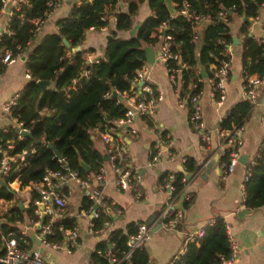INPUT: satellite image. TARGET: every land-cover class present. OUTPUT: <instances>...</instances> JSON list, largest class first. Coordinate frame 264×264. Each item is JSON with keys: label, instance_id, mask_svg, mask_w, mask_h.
Masks as SVG:
<instances>
[{"label": "trees", "instance_id": "obj_1", "mask_svg": "<svg viewBox=\"0 0 264 264\" xmlns=\"http://www.w3.org/2000/svg\"><path fill=\"white\" fill-rule=\"evenodd\" d=\"M50 0H26L20 3L18 10H12L10 30L12 35L3 34L0 40V56L4 49H10L13 55L18 53L20 46L25 53V62L30 81L26 84L12 109L11 116L15 121L24 123L32 135V139L24 138L16 141L17 149L27 148L32 143L36 153L29 158L28 165L21 172L20 180L23 185L41 180L46 168L56 169L59 163L55 152L66 161L68 167L85 173L80 161H84L91 173L95 172L103 162V156L94 148L91 139V129L98 125L110 126L112 121L124 115L125 104L117 103L116 98L106 97V92L113 90L129 91L137 69L144 65V45L158 39L159 35H171V51L178 53L182 62L186 64L181 72L183 84L182 93L187 85H195L193 92L202 89L201 75L195 71L200 62L207 74L211 76L213 68L224 58L227 44L233 43L230 33V21L235 13L248 17H256L260 5L264 0H187L197 12L214 18L219 10L226 9L228 22L214 20L207 23L196 32L183 16L177 14L178 6L184 0H171L176 5L171 12L165 0H124L127 2L126 11H116L117 0H83L74 5L71 13L58 20V31L45 35L39 42L33 43V20L41 16L47 9ZM148 2L153 14L147 17L138 27L136 35L122 38L121 31L129 30L132 26L133 15L139 5ZM236 5V11L229 12V8ZM1 6V0H0ZM115 17V28L106 39L104 58L89 66L91 74L88 78L79 77V69L84 62L82 53H71L63 44L67 39L71 47L80 44L84 33L93 28H100L108 24V18ZM165 25V27H164ZM247 21L243 22L242 32L246 33ZM164 27V28H162ZM200 46L197 49V42ZM169 66H175L174 60H169ZM210 66H212L210 68ZM2 68V67H1ZM199 70V69H198ZM243 70L248 75L264 78V43H258L252 36L245 35ZM78 78L75 88L65 90L72 85V80ZM38 80H51L53 87L47 88L42 94L37 84ZM247 100L237 103L225 118L221 127L228 129L232 124L240 122L251 108ZM47 110L48 114H44ZM110 116V120L106 119ZM15 135V134H14ZM13 137V135H12ZM35 140H39L36 143ZM48 144L50 146H46ZM53 147V148H51ZM193 159L188 160L187 171L192 173L197 169ZM174 184L176 190L183 189L181 178L183 173H175ZM166 173L160 174L163 184ZM0 197L10 199L12 193L5 187L0 188ZM189 201H184L187 205ZM90 201H85L87 207ZM245 205L249 208H259L264 205V148L260 152L251 175L245 181ZM15 214L20 213L18 207L9 209ZM211 225L205 227L204 235L198 243L189 244L187 252L174 264H218L220 258L229 256V243L226 223L223 218L215 217ZM103 218L97 220L96 226L102 225ZM65 226H72L63 222ZM15 237L22 247H29L18 239L17 229ZM136 226L129 224L126 231L117 229L111 232L107 241L97 244L91 255L94 264H110L106 251H111L117 258H122L127 250V240L134 233ZM101 253H97V251ZM132 264H148V255L144 249H137L131 256Z\"/></svg>", "mask_w": 264, "mask_h": 264}, {"label": "crops", "instance_id": "obj_2", "mask_svg": "<svg viewBox=\"0 0 264 264\" xmlns=\"http://www.w3.org/2000/svg\"><path fill=\"white\" fill-rule=\"evenodd\" d=\"M20 0H9L8 5L1 11L0 31L5 20L9 17L15 5ZM83 0H65L48 17L41 27L33 43L39 42L45 35L58 31L57 22L67 17L74 5ZM172 6L176 5L172 2ZM177 6V5H176ZM116 11H126L127 2L118 0L114 8ZM153 14L148 2L139 5L133 15L132 26L129 30L121 31L118 35L122 38H130L136 35L142 22ZM238 13L233 14L230 21V33L233 39L231 45L232 57L229 65V78L226 83V99L220 106L210 102L211 86L208 78H204L198 69L196 73L201 75V104L203 120L207 128L211 129L210 150L205 151L201 147L200 134L189 122V106L181 101L179 92H182V84L177 82L176 87L172 83L166 67L158 61L161 51L162 38L144 45V65L150 68V82L162 87L164 96L156 105V110L150 117H137L129 126L119 130L116 135L123 140L121 148L125 150L126 163L121 165V170H137L142 178L144 198L135 201L128 190H118L114 180L119 175L107 158L104 141H95L93 133H100L98 129H91L94 148L103 156L102 166L109 184L102 189L104 205L108 215L104 217L108 224L102 228L99 235L90 231V216L84 214V205L88 200L83 196L78 184L72 180L64 184L61 193L66 198V208L61 222H69L79 228L77 246L71 251L63 249H49L39 247L33 239L34 246L41 251L47 259L54 264H92L91 255L96 250L97 244L107 241L111 232L121 229L124 232L129 224L136 226L139 222L153 224L149 238L143 248L148 255V264H171L175 254L180 249L185 235L197 228L204 227L215 217L223 218L226 223L227 234L231 235L239 247V262L237 264H264V205L259 208H249L245 205V196L241 186L247 172V167L239 163L235 170L222 178L219 170V153L223 146V138L216 131L220 121L227 118L231 109L239 102L244 101L243 95V58L245 35L264 39V7H260L256 17H246ZM247 21L246 33L242 32L243 22ZM115 17L108 18V24L100 28L88 29L78 45L83 58L92 55L101 57L104 55L106 39L111 30L115 28ZM264 43V42H263ZM200 41L197 42V49ZM70 49V48H68ZM73 53L66 54L72 57ZM24 58V59H22ZM212 66H210L211 68ZM200 71V70H199ZM25 62V53L13 63L5 66L0 71V127L8 126L10 119L2 118L3 105L16 93H21L30 78ZM264 79V78H263ZM53 87V86H52ZM194 84L189 83L187 89L192 90ZM75 84L65 90L74 89ZM176 89L178 91H176ZM249 112L243 118L244 132L241 155L254 158L264 142V84L258 91V101L251 104ZM48 114L47 110H43ZM109 121V120H108ZM100 128L103 125H98ZM135 129V133L129 131ZM101 135V134H100ZM103 141V142H102ZM160 146V162L150 165L156 146ZM217 155V161L211 168L208 177L201 176L204 166ZM173 156V157H172ZM193 159L197 169L192 172L184 192L189 195L187 205L184 201H178L177 207L181 209V223L176 229H165L159 221H156L159 212L166 203L167 192L162 187L160 174L162 172H180V168L187 171L189 159ZM123 159V160H124ZM199 164L201 166L199 167ZM91 172V171H89ZM188 172V171H187ZM190 173V172H189ZM187 201V200H186Z\"/></svg>", "mask_w": 264, "mask_h": 264}, {"label": "built area", "instance_id": "obj_3", "mask_svg": "<svg viewBox=\"0 0 264 264\" xmlns=\"http://www.w3.org/2000/svg\"><path fill=\"white\" fill-rule=\"evenodd\" d=\"M8 1L9 0H1L0 20L1 11L8 5ZM64 1L65 0L48 1L47 9L42 12L41 16L33 20V38L38 35L45 20L50 17ZM21 2L26 3V0H20L15 5V10L20 8ZM177 6L178 10L176 13L186 18L190 23L195 33L194 39L197 38L196 32L205 24L211 23L214 20L228 22L226 9L219 10L214 18H210L209 16L197 12L190 6L187 0H184L181 4H177ZM260 7H264V2L261 3ZM236 8V5H233L228 11H236ZM12 14L11 12L3 24L0 31V40L5 33L9 35L13 34V31L10 30ZM262 24L264 28V22H262ZM90 29H93V27H90ZM158 37L162 38V46L160 54L158 55V61L166 67L168 75L175 87L177 86L175 85L177 82L183 84L181 72L186 68V64L182 62L178 53L171 51L172 36L162 34ZM256 41L258 43H263L264 39L257 38ZM231 45L230 43L226 45L224 58L213 68L211 76L207 77L211 86L209 99L210 102L216 106L223 104L226 99V83L229 78L228 68L232 57ZM17 51L18 53L13 55L10 49L3 50V54L0 56V71L5 66H8L22 57L23 50L20 46H17ZM68 58L71 59V57ZM101 58H104V55L101 57H93L90 55L84 58V62L79 69V77L88 78L92 70L89 66L97 63ZM169 60H174L177 64L175 66H169ZM198 73H200L199 70ZM26 77L30 78L28 72L26 73ZM77 80L78 78H74L72 80V85L76 84ZM140 82H142V84H140ZM263 84V78L257 75H248L243 70L242 88L244 100L249 101L251 104H255L258 101V91ZM192 90L186 88V91L183 93L179 92V97L181 101H185L189 106V122L200 134L202 149L209 151L211 148V129L206 127L203 120L201 90L197 92H193ZM176 91L178 90L176 89ZM116 92V102L125 104L126 109L124 115L113 120L110 126L105 124L102 128L99 126L94 128L98 129L102 140L106 142L107 156L112 160L113 168L119 172V175L114 180L116 188L118 190L130 191L135 201H141L144 198L141 175L137 170L126 169L120 171V162L124 157L117 151L121 149L123 140L117 137L116 134H112V132L115 128H129L137 117H150L153 115L157 103L163 99L164 91L162 87L153 85L150 82V68L143 65L136 70L130 90ZM111 93L112 92H106L105 96L109 97ZM19 96L20 93L14 94L2 107V111L10 117L11 122L8 126L0 127V188L5 187L12 193V197L10 199L0 197V264H54L34 246L33 239H35L39 247L53 250L63 249L69 252L77 246L79 238L78 226H65L60 220L64 215L67 204L66 198L63 196V193H61L62 187L70 180L78 184L83 196L90 201L88 208H86V210L84 209V214L90 216V231L95 235H99L102 228L108 224V221L104 219V217L108 215V210H106V206L104 205L102 189L109 184V181L102 165L93 173L86 171L85 173H80L78 170L68 167L65 159L55 154L54 156L59 163L58 168H46L40 181L29 182L23 185L20 180L21 172L23 168L28 165L29 158L36 153V148L32 143L27 148L17 149L16 147L15 139L22 140L27 138L21 133L23 131L30 132L23 122L15 121L11 116L12 109L16 105ZM222 121L223 119L220 123H222ZM262 121L264 122V116L262 117ZM244 129L243 119L236 124H232L228 129L222 128L221 124L216 128V131L222 136L224 141L219 153V156H221L219 170L222 178L231 174L240 163L239 158L242 154L241 149L244 142L242 134ZM129 131L131 133L136 132L133 128H130ZM45 145L49 146L48 144ZM263 148L264 142L258 154L251 160L248 159L245 164L247 172L244 183H242L241 186L244 196L245 181L251 175V170L256 164V160ZM160 156V146L157 145L156 151L151 157L150 165L158 164L160 162ZM165 173L166 180L162 184V187L167 192V200L159 212L156 221H159V224L163 228L172 230L176 229L181 223L182 214L181 209L177 207V202L188 200L189 195L184 192V189L189 179L183 174L181 178L183 189L177 191L174 184L176 179L175 172L168 171ZM2 181L5 183L3 186L1 185ZM17 197L21 198V208L18 207ZM15 206L19 208L20 213L15 214L11 220L10 218L13 213L10 212L9 209ZM101 218H103L102 225L97 227L96 222ZM213 221V219L210 220L207 225H211ZM154 224L155 223L146 224L144 222L136 224V230L129 236L127 240V250L122 258H117L111 251H106L105 255L108 256L110 264H132L131 256L133 252L143 248L145 241L151 234ZM206 226L194 229L185 235L183 243L173 257L171 264L176 263L179 258L187 252L189 244L198 243L199 239L204 235ZM11 227L17 229L18 239L25 244H29V247H22L19 245L14 230L10 229ZM228 243L229 256L227 258L221 257L218 264H237L240 260L238 244L231 235H228ZM97 253L101 252L98 250Z\"/></svg>", "mask_w": 264, "mask_h": 264}, {"label": "water", "instance_id": "obj_4", "mask_svg": "<svg viewBox=\"0 0 264 264\" xmlns=\"http://www.w3.org/2000/svg\"><path fill=\"white\" fill-rule=\"evenodd\" d=\"M165 1H166V3H167V6H168L169 10H170L171 12H174V8H173V6H172L171 0H165ZM245 19H246V17H244V20H245ZM233 39L236 40V38H233ZM62 40H63V44H64L67 48H70L71 51H72L73 53H77V52L80 51V47H79V46L71 47V45H70V43L67 41V39L63 38ZM22 59H24V58H22ZM198 67H199V70H200V74H201L204 78H206V77H207V74H206V72L204 71V68H203V66L201 65L200 62L198 63ZM37 84H38V86H39V88H40V92H41V94H42L47 88H50V87L53 86V82H52L51 80H38V81H37ZM140 84H142V82H140ZM116 96H117V92H116V90H113L112 93H111V97H112V98H115ZM106 119H107V120H110V116H109V115H106ZM21 134H22L24 137H27V138L32 139V135H31V133L28 132V131H23ZM91 138H92V136H91ZM35 142H36V143H39V140H35ZM49 146H50V145H49ZM51 148H53V147H51ZM55 154H56L58 157H61V155H60L59 153L55 152ZM217 158H218V156L215 155L214 158H213L209 163H207V164L204 166V169H203V171H202V173H201V176H202L203 178L206 179V178L208 177L207 175L209 174V172H210L211 168L213 167L214 163H216ZM106 159H108V156H107ZM247 161H248V156H246V155H241V156H240V158H239V162H240L241 164L245 165V164L247 163ZM80 165H81V167H82L86 172H89V171H90V167H89L84 161L81 160V161H80ZM200 166H201V164H199V167H200ZM180 171H181V172H182V173H183L188 179H190V178L192 177V174H191V173H189V172L183 170L182 168H180ZM4 184H5V183L2 181V182H1V185L3 186ZM17 204H18V207L21 208V198H19V197H17ZM148 224H150V223H148ZM159 226H160V224H158V227H159Z\"/></svg>", "mask_w": 264, "mask_h": 264}, {"label": "rangeland", "instance_id": "obj_5", "mask_svg": "<svg viewBox=\"0 0 264 264\" xmlns=\"http://www.w3.org/2000/svg\"><path fill=\"white\" fill-rule=\"evenodd\" d=\"M2 115H3L2 116L3 119H5V118L10 119V117L7 114L3 113ZM119 130H123V127L115 128V130L112 132V134H116ZM93 135H94V140L95 141L102 140L100 133H95V134L93 133ZM103 143H104V148H106L107 147L106 142H103ZM117 152L124 157V154H125L126 151L121 148V149H118ZM109 162L112 164V160H109ZM125 163H126L125 159L121 160V162H120L121 165H124Z\"/></svg>", "mask_w": 264, "mask_h": 264}]
</instances>
